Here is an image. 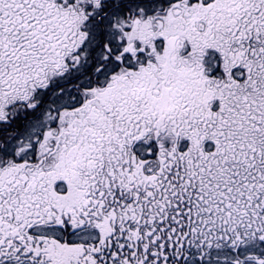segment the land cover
I'll return each instance as SVG.
<instances>
[{"label":"snow or ice","instance_id":"1","mask_svg":"<svg viewBox=\"0 0 264 264\" xmlns=\"http://www.w3.org/2000/svg\"><path fill=\"white\" fill-rule=\"evenodd\" d=\"M0 264H264V0H0Z\"/></svg>","mask_w":264,"mask_h":264}]
</instances>
